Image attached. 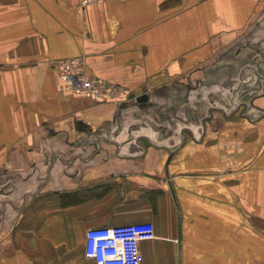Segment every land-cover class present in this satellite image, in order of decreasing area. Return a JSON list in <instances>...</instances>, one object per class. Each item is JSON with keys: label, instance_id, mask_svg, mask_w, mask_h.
I'll list each match as a JSON object with an SVG mask.
<instances>
[{"label": "crops", "instance_id": "0c3cea01", "mask_svg": "<svg viewBox=\"0 0 264 264\" xmlns=\"http://www.w3.org/2000/svg\"><path fill=\"white\" fill-rule=\"evenodd\" d=\"M81 2L0 0V264L140 223L139 264H264V0ZM65 59L147 101L61 92ZM200 83L218 112L183 108Z\"/></svg>", "mask_w": 264, "mask_h": 264}, {"label": "built area", "instance_id": "2783aa9c", "mask_svg": "<svg viewBox=\"0 0 264 264\" xmlns=\"http://www.w3.org/2000/svg\"><path fill=\"white\" fill-rule=\"evenodd\" d=\"M94 1L82 0L81 5ZM53 66L63 93L85 96L99 104L137 103L125 90L88 76L79 59L58 60ZM153 239L155 232L151 223L92 228L85 233V257L94 264H139V244Z\"/></svg>", "mask_w": 264, "mask_h": 264}, {"label": "rangeland", "instance_id": "374dc122", "mask_svg": "<svg viewBox=\"0 0 264 264\" xmlns=\"http://www.w3.org/2000/svg\"><path fill=\"white\" fill-rule=\"evenodd\" d=\"M255 48H253L254 49L253 51L256 50ZM254 54H255V52L252 53V55H254ZM254 58L255 57H253V59ZM233 61H234V63L238 64L239 63V58H237V59L233 58ZM251 79L252 80L257 79V74L253 73ZM253 87H254V85H253ZM211 90L212 89H211L210 85H208L207 83H200V85L198 86L197 90H195V89H193L192 91L188 90V91H190L188 94L189 95H193V97L195 99H192L193 102L191 101L192 103H189V106L187 107V110H186V105H184L185 107H183V108H185V111H187V112L197 111V112H203V113H207L208 112L209 113V112H212L214 108H216V111L218 112L219 107H221V106H218V105H216L214 103L215 100H214L212 94L211 93L207 94L206 98L203 99L202 94L200 93V92H203V93L204 92H209ZM253 91H254V88H253ZM254 93H256V92H253V94ZM184 101H186V98H184ZM147 109L148 108L146 106L143 107L142 109H140L141 118H143L146 115ZM156 112L161 114V116L158 117V119H157V127L158 126H164L163 125V123H164L163 113H165V108L164 107H158L156 109Z\"/></svg>", "mask_w": 264, "mask_h": 264}, {"label": "water", "instance_id": "95a60500", "mask_svg": "<svg viewBox=\"0 0 264 264\" xmlns=\"http://www.w3.org/2000/svg\"><path fill=\"white\" fill-rule=\"evenodd\" d=\"M130 98H135L137 103H144V102L147 101V96L146 95H141V96L135 97L133 94H131Z\"/></svg>", "mask_w": 264, "mask_h": 264}]
</instances>
